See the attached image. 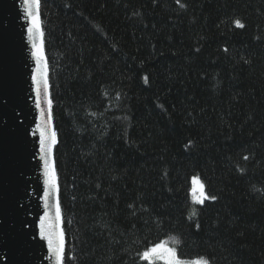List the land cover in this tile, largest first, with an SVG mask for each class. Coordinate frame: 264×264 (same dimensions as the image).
<instances>
[{
    "label": "trees",
    "instance_id": "obj_1",
    "mask_svg": "<svg viewBox=\"0 0 264 264\" xmlns=\"http://www.w3.org/2000/svg\"><path fill=\"white\" fill-rule=\"evenodd\" d=\"M40 4L65 264H264V0Z\"/></svg>",
    "mask_w": 264,
    "mask_h": 264
},
{
    "label": "water",
    "instance_id": "obj_2",
    "mask_svg": "<svg viewBox=\"0 0 264 264\" xmlns=\"http://www.w3.org/2000/svg\"><path fill=\"white\" fill-rule=\"evenodd\" d=\"M27 27L23 0H0V264H54L38 229L46 211L55 217L54 202L46 206L44 201L36 131L48 122L49 109L43 93L42 108L36 107L32 75L37 65ZM36 42L40 46L41 39Z\"/></svg>",
    "mask_w": 264,
    "mask_h": 264
},
{
    "label": "snow or ice",
    "instance_id": "obj_3",
    "mask_svg": "<svg viewBox=\"0 0 264 264\" xmlns=\"http://www.w3.org/2000/svg\"><path fill=\"white\" fill-rule=\"evenodd\" d=\"M40 0H23L24 15L28 20L27 32L32 40L33 58L36 62V69L33 71L32 82L34 85V91L36 93V107L42 108L41 95L43 93V103L47 104L49 109L47 113V121L43 127L38 124L36 131L39 132V144L41 160L44 166V201L46 206H51V202H54L55 206V217L53 218L48 211L39 219L38 229L39 237L41 240L46 242L49 257L53 260L54 264H65V233L61 226V206L59 201V187L58 178L56 173L55 163L52 159L53 149L56 146V133L51 129V106L52 101L48 99V81H47V70L46 66L41 67L44 60L43 43L42 37L43 32L41 31V20H40ZM237 27H243L236 22ZM41 39L40 46L37 45V39ZM42 86V87H41ZM45 112L41 111V116H44ZM193 188L191 191V197L193 203L204 204L205 201L216 199L215 196L206 194L205 187L194 179L192 181ZM198 192V194H197ZM178 243V241H173ZM166 243V242H163ZM163 243H157L149 248H146L141 254V260L151 262L154 255H156L162 248ZM165 252L169 254L172 259L169 264H181V261L176 259V252L174 249L163 248ZM199 264V262H198ZM203 264H207L204 261Z\"/></svg>",
    "mask_w": 264,
    "mask_h": 264
},
{
    "label": "rangeland",
    "instance_id": "obj_4",
    "mask_svg": "<svg viewBox=\"0 0 264 264\" xmlns=\"http://www.w3.org/2000/svg\"><path fill=\"white\" fill-rule=\"evenodd\" d=\"M196 180H198V179H196ZM191 186H192V188L194 187L193 183H192ZM197 194H198V192H197ZM191 202H192V204L194 206L200 205V204L193 203L192 197H191ZM164 242H166V243L162 242L163 243V248L174 249L175 252H176V243H174L173 241H164ZM163 248L156 255H154V257L152 258L150 263L161 262L163 264H169V261L172 259V257H170L169 254L163 250ZM175 258L178 259L177 255H176ZM198 262H199V264H203L204 260H196V261H192V262H183V261H181V264H198Z\"/></svg>",
    "mask_w": 264,
    "mask_h": 264
},
{
    "label": "bare ground",
    "instance_id": "obj_5",
    "mask_svg": "<svg viewBox=\"0 0 264 264\" xmlns=\"http://www.w3.org/2000/svg\"><path fill=\"white\" fill-rule=\"evenodd\" d=\"M161 263V262H160ZM163 264V263H162Z\"/></svg>",
    "mask_w": 264,
    "mask_h": 264
}]
</instances>
